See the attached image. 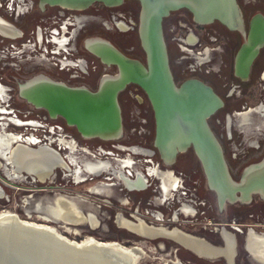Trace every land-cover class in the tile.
<instances>
[{"label":"flooded vegetation","instance_id":"flooded-vegetation-1","mask_svg":"<svg viewBox=\"0 0 264 264\" xmlns=\"http://www.w3.org/2000/svg\"><path fill=\"white\" fill-rule=\"evenodd\" d=\"M236 1L242 18V30L239 28L229 29L218 21L209 24L196 23L193 20L191 13L183 8L171 11L163 18L161 24L168 66L175 86L180 87L185 81L196 79L209 86L215 92L222 101V105L209 116L207 123L215 136L214 123L221 125L222 122H225V138L229 141L233 140V136L231 128L228 129L226 125L227 120H236V116L239 113L247 111L249 108L256 107L264 101V85L262 86L263 98L260 102L255 104V106L249 107L246 100H242V98H244L251 90L254 79H260L264 82V45L259 49L258 54L252 59L247 71H245V68L243 67L238 69L236 65L237 52L247 37L251 20L258 16H261L264 19V0ZM90 6L83 10L60 8L56 15L51 16L59 18L57 24H52L50 22L51 17L49 18V21L43 20L41 24L35 26L33 37L25 38L24 42H22L19 47L15 44H9L14 51H9L6 54H9L11 57H15L13 55L25 56L24 59H20L17 62L28 60L30 58L29 55H34L35 57H33V59L40 62L42 65L47 64L57 70V72H55L56 76L54 77L46 72H41V74H44L47 78L63 83L69 87L88 90L97 89L99 82L104 75L114 76L118 72L116 65H108L104 63L96 56L97 54L87 47L86 42L89 39H97L102 46L113 48L127 58L137 60L143 65H146L145 53L142 49L138 32L141 10L140 3L137 0H125L123 3L116 6L102 5V7H94L93 9H91ZM77 18H80L79 22L76 21ZM93 23H96V25ZM62 24H64L66 28L65 36L68 37L70 50L68 53H52L50 51V45H47L44 42L39 43L37 39V28L41 29L43 33L45 27L53 26L59 29V26ZM20 37H23L22 32ZM28 41L35 42L34 46H23V44ZM61 55H67L65 56V59L71 61V63L66 62L61 64L60 59L63 58ZM48 58L51 59L49 60ZM16 63L12 64V66H17ZM63 72H67L66 79L61 78L60 73ZM70 82H72L71 85L69 84ZM118 103L122 118V135L120 138L125 135L126 138L130 139V137L135 134L146 136L144 143H149V145L152 146L153 156V152H157V149L154 147L155 120L150 101L148 100L145 91L136 83H128L119 92ZM127 103H135L138 107L143 108V114L146 116L147 120L144 119L142 122L144 124L147 123L146 127L148 130H144L142 126L137 128L134 125L137 119L140 120L139 117L141 112L139 111H134V115L131 113L132 111H130L125 120L124 105ZM126 121H128V124ZM52 124L60 126L63 133L66 134L60 123L57 124V122H53ZM240 132H243V130L241 129ZM70 134L80 142L81 140L79 139H92L81 137L76 130L75 132L72 131ZM68 136L71 137L70 135ZM71 139L73 138L71 137ZM95 139L98 140L99 138ZM99 140L109 141L103 139ZM253 143L256 144H251V151L249 149L244 150L242 147L239 150L237 148L238 144L231 147V159L234 164L233 166H230V173L232 172L231 175L234 179L237 178L236 172H244L248 166L252 165L249 164L244 167V164L250 162L252 158L253 161H256L262 157L258 162L253 164L260 163L264 159V144L260 145L257 142ZM76 145L78 146L79 142H77ZM102 145L103 144L98 145L94 152H91V150L85 146H78L77 150L74 152H80L92 158H96L97 156H111L112 152L105 151ZM112 146L117 151H124L126 149L121 144ZM140 148L145 149L142 146H140ZM110 152L111 155H108ZM222 153H224V151H222ZM191 155L196 156L192 146L188 147L184 152L178 153L175 161L169 166L182 169L187 166L191 167ZM156 166L159 167V164H156ZM169 169L170 168L167 170ZM189 170L190 168L186 169L187 173ZM169 171L172 172L178 182V186L173 192H178L179 190L184 191L180 192L179 195H176L179 200V207L177 210H179L182 204L190 205L192 209H194V215L183 216L184 218H194L197 214L201 213L200 208L206 205L203 198L205 199L206 195L209 194L212 195V197L216 196V193L212 190H206L205 187L202 186L199 177H195V179L191 181L192 189L190 192L187 184V187H185V181L188 180V175L184 173V170L175 171L174 169H170ZM196 171L197 170L194 169L189 172L196 175ZM239 181L240 178L238 182ZM148 187H150L149 183ZM157 188L161 191L159 185ZM188 192L190 193V199H188ZM181 199L184 200L180 201ZM214 212L215 214L212 217L213 223H211V225L214 226L212 231L219 236L221 242L207 241L213 246L222 247L224 245L220 234L221 229L233 233L235 237L236 234H244V243L249 230L256 234H264V197L259 194H252L251 199L247 203H226L223 208L220 207L217 199L216 210ZM201 214H203V212ZM243 217H247L250 220L249 225H243L241 224L242 222L236 221L237 218L242 219ZM184 249L187 250L190 259L197 257L206 260H217L215 262L213 261L214 263L204 261L206 264H226V261L221 257L204 258L186 248ZM242 249L245 254H243ZM242 257L245 258L248 264H258L250 256V253L244 249V244L241 246L236 240V254L234 257L235 264H238V261Z\"/></svg>","mask_w":264,"mask_h":264},{"label":"rangeland","instance_id":"rangeland-1","mask_svg":"<svg viewBox=\"0 0 264 264\" xmlns=\"http://www.w3.org/2000/svg\"><path fill=\"white\" fill-rule=\"evenodd\" d=\"M40 1L41 0H24L19 3L18 0H0V15L19 29L23 35V37L13 40L5 39L0 36V84L7 88L5 100L4 102H1V108H3V111L5 112H0V131L3 132V130H1V125L6 123L7 125L4 127V132L7 134H22L29 136L32 132L35 137H37V135L41 136L43 134L41 131L42 129L33 131L30 127H15L11 122H9V119L13 117V113L19 117L20 121H24V115H27L26 119L28 121L40 120L42 117H45L46 122L50 124L53 122H57V124L60 123V125L64 128L65 133L70 135L76 143L79 142V147L85 146L89 148L91 152H94L98 145L103 144L102 146L105 151H111L112 155L101 157L96 155V158H92L80 152L69 153L67 150L58 149L57 143H54L49 147L59 152L69 165L70 172L57 169L55 170L52 178L43 181L42 183L34 181L31 176L26 173H23L24 176L20 179H12L9 177L8 175L12 172V167L10 165L5 166V161L0 155V164L3 166L0 167V186L4 192L3 196L0 198V212L6 211L13 213L23 221L45 224L54 228L59 234L70 241L80 242L87 237H93L96 240L103 242H118L125 247L139 245L142 248L143 255L139 259L138 264H172L175 259H178L182 264H206L204 261H208L209 263L217 261L197 257L190 259L187 250L171 240L164 238L153 240L144 239L124 228L118 227L115 222V216L118 213L123 214L127 218H130V215H137L138 217L144 219V221L148 224H161L168 228L177 227L183 232L203 238L208 242H210V240L221 242L219 236L212 231L214 226L211 225V223H213L212 217L215 214L214 211L216 210V196L212 197V195L209 194L206 195L205 199L203 198L206 203L205 206L200 208V212H203V214L199 213L192 219L184 218V216L180 214L178 215V222H172L170 219L173 212L179 207V200L176 195H179V193L183 190L172 192V196H168L166 201H161L163 199V195L157 188L159 181L154 178L148 179L150 187L146 190L127 191L122 185L117 183L113 177L111 178L108 175L93 177L85 173H81V176L75 177L72 174L71 171H73L75 167L82 166L88 160H111L113 164L116 165L117 161L114 159H124L128 156L129 152L127 150L117 151L112 145L121 144L125 148H129V146H142L151 151H153V148L149 145V143H144L146 136L138 134L131 136L130 139L126 138L124 135L122 138L119 137L118 140L102 141L92 138L87 140L79 139L81 140L80 142L70 134L72 131L75 132L76 129L68 126L64 118L60 116L57 117L58 120L56 118H52L45 109L34 108L32 105L27 103L26 100L19 96V84H22L26 80L41 74V72H46L52 77L56 76L55 72H57V70H55L52 66L47 64L42 65L40 62L33 59V57H35L34 55H29L30 58L28 60L17 62L20 59H24L25 56L13 55L15 57H11L9 54L5 53V49L10 48L9 44H15L19 47L20 44L24 42L25 38L34 36L33 31L36 25L41 24L43 20L49 21V18L52 15H56L60 8H64L61 6H51L46 4L44 10H42L40 8ZM102 5V3H93L90 8L93 9L94 7H102ZM19 9L21 11H19ZM94 25H96V23ZM48 59L50 60L51 58ZM15 63L17 66H12V64ZM60 75L61 78H67V72L60 73ZM69 84L71 85L72 82ZM263 85L264 82L260 79H254L251 90L244 98H242L243 101L246 100L249 107L255 106V104L260 102L263 98ZM124 106L126 116L125 120L127 119L130 111H132L131 113L133 115L135 113L134 111H139L142 116L140 115V120L137 119L134 125L137 128L142 126L144 130H148L146 127L147 123L144 124L142 122L144 119L147 120L146 116L143 114V108L138 107L135 103H127ZM253 120V124L243 133L240 132L242 127L240 128L237 125V120L233 119V125L231 127V133L233 136L232 141L226 140L225 138V122H222L221 125L214 123L215 136L219 145L222 147V151H224L223 156L229 173L230 166H233L234 164L231 159V147L233 145H239L240 143L241 146L237 145L239 150L242 147L244 150L249 149L251 151V144L253 142H257L260 145L264 144L263 129H259L258 131L256 129L260 118L253 116ZM126 122L128 124V121ZM15 145L16 144H12L11 146L14 147ZM22 145L26 146V144ZM42 146L46 145L42 143L27 147L37 149ZM153 153L154 155L151 158L140 155H131L133 161L137 164V169L145 170L148 166H151V164H159V168L163 171L168 168L174 169L175 171L184 170V173L188 175V180L185 181V187L188 186L190 192L192 189L191 181L194 180L195 177H199L202 186L207 187L205 174L202 167H200L201 164L196 156H190L191 167L187 166L182 169L179 167H170L168 164H165L158 151ZM261 158L262 157L256 161H253L252 158L250 162L244 164V167L258 162ZM73 161L75 164L72 163ZM187 168H190V170H197V174H191V172H189L190 170L187 173ZM242 172L243 171L236 172L237 178L234 179L232 177L233 180L238 182L239 178H241ZM231 174L232 172L230 175ZM188 194V199H190V193L188 192ZM57 195L75 199L78 202L80 209L85 214L94 212L100 221V226L93 230L87 225L68 226L72 229H78L79 232L76 234L73 232H65L64 228L61 227L62 224L60 222L42 220L41 216L46 214L45 208L52 205V199ZM24 199H28L27 204H24ZM182 200L184 199H181L180 201ZM123 201H126V204H124ZM37 207L40 208L38 209ZM159 212L163 215V221H157L153 217L154 214ZM236 221L242 222L241 224L243 225L250 224V220L247 217H243L242 219L237 218ZM244 237V234H236L237 243L241 244V246L244 244ZM242 252L245 254L243 249ZM2 254H4V252ZM2 254L0 255V264H14L12 260L11 263H8L6 259L3 258ZM238 264L248 263L245 258L242 257L238 261Z\"/></svg>","mask_w":264,"mask_h":264},{"label":"water","instance_id":"water-1","mask_svg":"<svg viewBox=\"0 0 264 264\" xmlns=\"http://www.w3.org/2000/svg\"><path fill=\"white\" fill-rule=\"evenodd\" d=\"M124 1L47 0L45 3L40 1V8L44 10L45 5L48 4L83 10L93 3L116 6ZM137 1L141 7L138 32L146 65L127 58L113 48L106 47L107 55L93 51L104 63L114 64L118 68L117 74L114 75L115 80L107 82L108 89L105 92L102 91L104 86L101 87L102 79L98 88L91 91L69 87L47 78L40 87L42 95L40 94L39 104L23 97L20 89L19 96L34 108L45 109L52 118L58 116L64 118L66 124L74 127L81 137L104 140L122 135L118 94L128 83H136L145 91L150 101L155 120L154 147L165 164H172L178 153L192 146L205 174L207 186L216 193L221 208L226 203H247L252 194L264 197V169L249 177L243 172L239 182L233 180L222 149L207 123L209 116L221 107L222 101L209 86L196 79L187 80L180 87L175 86L162 37L163 18L171 11L182 8L191 13L196 23L209 24L218 21L229 29L242 30L243 23L237 1ZM263 45L264 19L258 16L251 20L247 37L237 52V68L243 67L247 71L252 59ZM51 149L57 154H54L56 159L52 158L54 159L52 171L58 161L64 159L59 152ZM34 161L38 162L36 159ZM244 249L247 250L245 243ZM234 257L232 264H235Z\"/></svg>","mask_w":264,"mask_h":264},{"label":"bare ground","instance_id":"bare-ground-1","mask_svg":"<svg viewBox=\"0 0 264 264\" xmlns=\"http://www.w3.org/2000/svg\"><path fill=\"white\" fill-rule=\"evenodd\" d=\"M22 1L24 0H18L19 3ZM46 1L41 0V3H45ZM19 11L21 10L19 9ZM76 21L79 22L80 18H77ZM0 36L5 39H17L21 36V31L0 15ZM86 45L96 53L107 55V52H105L106 46L99 44L97 39H89ZM46 80L47 77L44 74H39L20 84L21 95L39 104L40 94L42 95L40 87L43 86L41 85L42 82ZM110 80H115V77L111 75H104L102 77L101 87L104 86L103 92L108 89L107 82ZM6 91L7 88L0 84V112L2 113L5 111L1 108V102L5 100ZM253 116L260 118L256 128L257 131L259 129L264 130V101L256 107L249 108L247 111L241 112L236 116L237 125L240 128L242 127L243 132L248 130L253 124ZM9 122L18 127L25 125L35 126L33 123H23L14 117H11ZM6 125V123L1 125L3 132L0 131V155L5 161V166L10 165L12 167V172L8 175L9 177L12 179L23 178L25 171L33 180L43 182L53 176L55 169L70 171V167L65 160H57L58 164L51 171L53 167L52 161L54 160L52 158L56 159L55 155H57L55 151H52L51 147L48 146L39 147L34 150L23 146V141L30 143L34 141L33 138L23 137L22 134H7L4 132ZM226 125L230 129L233 125V119H228ZM117 139L119 137L104 140ZM60 143L69 153H73L78 148L75 141L72 140H60ZM12 144L16 145L13 147L11 146ZM125 150H128V156L124 159H114L117 161L116 165L111 160H88L82 166L75 167L71 172L75 177L81 176V173L93 177L108 175L111 178L113 177L127 191L145 190L148 187V179L154 178L159 180V188L163 195L161 201H166L168 196H171L178 186L177 179L172 172L169 170L163 171L154 164H151L145 170L137 169V164L133 161L131 155L150 158L152 151L140 147H129ZM108 155H111V152ZM35 159L38 162H33ZM72 163L75 164L74 161ZM0 167L3 166L0 164ZM261 169H264V159L261 163L248 166L244 170V173L246 177H249ZM0 190L3 192L1 187ZM2 192L0 191V198L3 196ZM23 202L27 204L28 199H24ZM123 203L126 204V201H123ZM37 208L39 209L40 207ZM45 212L46 214L41 216L42 220L60 222L65 232L76 234L79 232L76 228L72 229L68 227L70 225H87L92 230L100 226V221L94 212L83 213L75 199L61 195H57L52 199V205L47 206ZM194 213V209L190 205L182 204L179 210L174 211L170 220L178 222L179 214L193 216ZM153 217L157 221H163V215L160 212L154 214ZM115 222L118 227L124 228L141 238L149 240L158 238L168 239L181 247L193 251L200 257H221L227 264H232L236 248V237L225 229H221L220 231L224 245L216 247L205 239L183 232L177 227L168 228L161 224H148L137 215H131V218H127L123 214L118 213L115 216ZM245 245L250 256L258 264H264V234H256L249 230L246 235ZM3 252L4 254H2ZM1 254L8 263H11L12 260L14 264H138L143 251L139 245L125 247L118 242H103L93 237H87L80 242L70 241L59 234L54 228L45 224L20 220L15 214L4 211L0 212ZM172 264L182 263L178 259H175Z\"/></svg>","mask_w":264,"mask_h":264},{"label":"built area","instance_id":"built-area-1","mask_svg":"<svg viewBox=\"0 0 264 264\" xmlns=\"http://www.w3.org/2000/svg\"><path fill=\"white\" fill-rule=\"evenodd\" d=\"M51 23L52 24H57L58 23V20L59 18L58 17H51L50 19ZM65 31H66V28H65V25L62 24L59 26V29H57L56 27H53V26H50V27H45L43 29V33H42V30L41 29H38L37 28V39L39 41V43L41 42H44L45 44L47 45H50V51L52 53H68V51L70 50V47H69V42H68V37L65 36ZM34 43L35 42H27L25 44H23V46L25 45H33L34 46ZM11 46V45H9ZM11 52V51H14V49H11L10 48H6L5 49V53L7 52ZM52 56H58V55H52ZM63 56L62 59H60V63L61 64H64L66 62L68 63H71V61H68L67 59H65L67 55H61ZM25 116V119L24 121H21L23 123H28V124H35L34 125H28V126H23V127H30L33 131H36V130H39V129H42V135L41 136H38L35 137L33 135V133L31 132L29 134V136H25V135H22L23 137H32L34 141L30 142V143H27V142H24V144L30 146V145H39V144H44L46 146H51L52 144L54 143H57V147L58 149H63L65 150V147H62L63 145L60 143V140H65V141H68V140H72L71 137H69L67 134H64L63 131H62V128L58 125H55V124H50L48 122H46V118L45 117H42V119L40 120H35V121H28L26 119V116L27 115H24ZM13 117L17 120L20 121L19 117L16 116L15 113H13ZM12 123V122H11ZM12 125H14L12 123ZM15 127H18L16 125H14ZM47 142V143H45ZM62 145V146H61Z\"/></svg>","mask_w":264,"mask_h":264},{"label":"crops","instance_id":"crops-1","mask_svg":"<svg viewBox=\"0 0 264 264\" xmlns=\"http://www.w3.org/2000/svg\"><path fill=\"white\" fill-rule=\"evenodd\" d=\"M53 79H54V78H53ZM95 90H96V89H95ZM91 91H94V90H91ZM207 187H208V186H207ZM207 187H205L206 190H211V189H209V188L207 189ZM212 191H213V190H212Z\"/></svg>","mask_w":264,"mask_h":264}]
</instances>
